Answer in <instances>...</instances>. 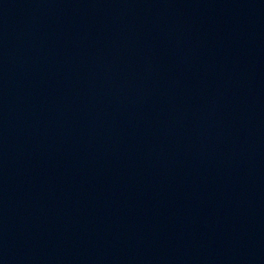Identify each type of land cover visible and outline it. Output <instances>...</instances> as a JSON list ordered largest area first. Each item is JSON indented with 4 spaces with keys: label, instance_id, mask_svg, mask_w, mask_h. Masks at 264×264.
I'll list each match as a JSON object with an SVG mask.
<instances>
[{
    "label": "water",
    "instance_id": "1",
    "mask_svg": "<svg viewBox=\"0 0 264 264\" xmlns=\"http://www.w3.org/2000/svg\"><path fill=\"white\" fill-rule=\"evenodd\" d=\"M0 264H264V0H0Z\"/></svg>",
    "mask_w": 264,
    "mask_h": 264
}]
</instances>
